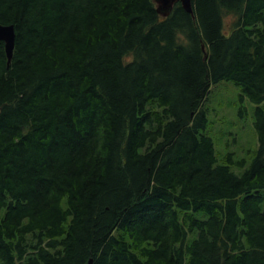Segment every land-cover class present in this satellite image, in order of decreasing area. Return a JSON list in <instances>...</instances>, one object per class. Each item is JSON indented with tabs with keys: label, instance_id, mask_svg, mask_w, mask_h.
<instances>
[{
	"label": "trees",
	"instance_id": "1",
	"mask_svg": "<svg viewBox=\"0 0 264 264\" xmlns=\"http://www.w3.org/2000/svg\"><path fill=\"white\" fill-rule=\"evenodd\" d=\"M191 4L0 0V264H264V0ZM222 81L247 157L206 131Z\"/></svg>",
	"mask_w": 264,
	"mask_h": 264
},
{
	"label": "rangeland",
	"instance_id": "2",
	"mask_svg": "<svg viewBox=\"0 0 264 264\" xmlns=\"http://www.w3.org/2000/svg\"><path fill=\"white\" fill-rule=\"evenodd\" d=\"M233 21V15L224 17L225 31ZM240 93L234 83L222 81L212 86L204 102L208 120L206 131L213 138L219 154L231 152L236 157H247L249 151L257 147L253 125L255 105L247 98L240 100ZM241 108L245 110L242 116L239 115Z\"/></svg>",
	"mask_w": 264,
	"mask_h": 264
},
{
	"label": "water",
	"instance_id": "3",
	"mask_svg": "<svg viewBox=\"0 0 264 264\" xmlns=\"http://www.w3.org/2000/svg\"><path fill=\"white\" fill-rule=\"evenodd\" d=\"M156 4L157 11L162 16H167L172 9L173 4L176 1L181 3L182 8L187 12L192 14V0H153ZM3 42L5 46V52L7 56L8 63L12 58V53L15 44V30L13 25H3L0 24V43ZM92 263V259L88 261V264Z\"/></svg>",
	"mask_w": 264,
	"mask_h": 264
}]
</instances>
